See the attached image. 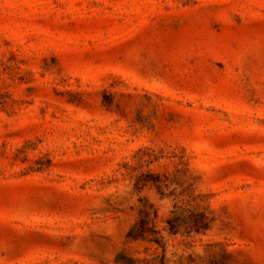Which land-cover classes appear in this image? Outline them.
I'll list each match as a JSON object with an SVG mask.
<instances>
[{
    "label": "rangeland",
    "instance_id": "1",
    "mask_svg": "<svg viewBox=\"0 0 264 264\" xmlns=\"http://www.w3.org/2000/svg\"><path fill=\"white\" fill-rule=\"evenodd\" d=\"M163 260L264 264V0H0V264Z\"/></svg>",
    "mask_w": 264,
    "mask_h": 264
},
{
    "label": "trees",
    "instance_id": "2",
    "mask_svg": "<svg viewBox=\"0 0 264 264\" xmlns=\"http://www.w3.org/2000/svg\"><path fill=\"white\" fill-rule=\"evenodd\" d=\"M152 213L154 214V218H156V212H152L150 208L145 207L140 210L139 221L132 227L129 233V238L131 240H143L159 244L158 238H155L158 232L154 230V218H152ZM204 221L205 219L201 217L200 220H197L195 223L196 225H203ZM169 225L171 231L176 232V224L170 221ZM162 264H167L166 260H163Z\"/></svg>",
    "mask_w": 264,
    "mask_h": 264
}]
</instances>
